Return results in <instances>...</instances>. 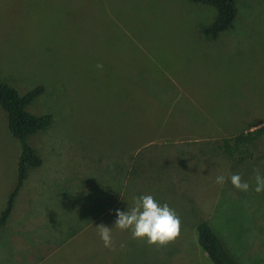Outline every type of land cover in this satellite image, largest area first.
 <instances>
[{"label": "rangeland", "instance_id": "374dc122", "mask_svg": "<svg viewBox=\"0 0 264 264\" xmlns=\"http://www.w3.org/2000/svg\"><path fill=\"white\" fill-rule=\"evenodd\" d=\"M235 3L233 27L211 40L202 29L216 9L189 0H0V81L20 95L42 86L27 110L52 119L28 138L42 164L28 171L19 205L0 225V264H213L197 227L192 251L186 224L184 239L163 248L114 228L116 211L133 204L127 193L117 197L127 169L118 156L153 120L257 119L264 106V0ZM7 118L0 107V215L17 185L20 155ZM254 135L237 147L231 142V156L221 141L213 144L226 183L217 184L213 215L200 214L243 264L264 263V193L237 191L229 177L240 174L254 187L253 170L264 173V132ZM203 195L186 194L196 211L207 202ZM100 224L113 228L115 251L103 246Z\"/></svg>", "mask_w": 264, "mask_h": 264}, {"label": "crops", "instance_id": "0c3cea01", "mask_svg": "<svg viewBox=\"0 0 264 264\" xmlns=\"http://www.w3.org/2000/svg\"><path fill=\"white\" fill-rule=\"evenodd\" d=\"M153 122L144 127H138L134 132L137 134L134 146L129 148L126 154L118 156L127 169L123 182H120L117 197L121 202V197L127 193L128 200L133 202L134 197L147 194L152 195L161 204L167 203L180 217L181 226L186 224L187 245L192 251L196 247L195 231L197 224L201 222L200 214L210 213L212 216L216 202L215 178L219 174L216 154L219 146L216 147L213 144L219 141L222 143L223 139L234 138L242 133L247 134L257 130L258 133H263L264 106L258 109L257 119H253L246 125L241 123L222 125L216 121L192 124L187 123L186 120L183 123L179 121L173 124L166 120H153ZM239 127L241 130L234 133H228L225 129ZM180 129L184 130L183 133ZM252 141H255V137ZM202 143L205 144L201 147ZM221 149L223 153V148ZM212 165L218 169L217 174L212 173ZM209 185L214 189L215 196L208 192ZM189 192L208 195L201 196V200H207V202H201L203 204L200 206L201 209L195 210V206L191 204L192 200L186 196ZM16 205L19 204L14 201L13 208ZM10 216H12L11 213L3 227L8 223ZM181 235L184 239L182 231Z\"/></svg>", "mask_w": 264, "mask_h": 264}, {"label": "trees", "instance_id": "16d2710c", "mask_svg": "<svg viewBox=\"0 0 264 264\" xmlns=\"http://www.w3.org/2000/svg\"><path fill=\"white\" fill-rule=\"evenodd\" d=\"M192 3L206 4L216 9V17L213 23L202 29V33L213 40L219 34L233 26L236 16L235 0H189ZM43 87L38 86L24 95H20L13 87L0 81V107L7 113V126L10 134L20 143V155L17 163V185L10 193L7 205L0 215V225L3 226L8 219L16 194L27 178L30 169L41 166L42 160L37 152L28 143V138L47 128L51 124V116L48 114L37 116L27 110L29 104L41 93ZM254 131L237 135L234 138L222 140L223 153L232 155L231 149L252 141ZM255 136V135H254ZM198 243L213 264H243L237 261L227 250L223 242L213 228L207 222L197 225ZM264 264V263H262Z\"/></svg>", "mask_w": 264, "mask_h": 264}, {"label": "clouds", "instance_id": "9594fccd", "mask_svg": "<svg viewBox=\"0 0 264 264\" xmlns=\"http://www.w3.org/2000/svg\"><path fill=\"white\" fill-rule=\"evenodd\" d=\"M98 69L103 65L98 64ZM254 187L247 181H243L240 174H231L229 179L232 186L240 192L247 193L250 190L257 194L264 193V173L254 169ZM215 182L224 185V175H217ZM114 228L129 232L131 238L144 241L148 246L167 247L176 242L181 235V220L174 209L167 203H159L152 195H142L133 198V204L126 211L117 210ZM103 246L115 251L116 243L113 239V228L104 224L96 227ZM124 247L123 244L120 245Z\"/></svg>", "mask_w": 264, "mask_h": 264}]
</instances>
